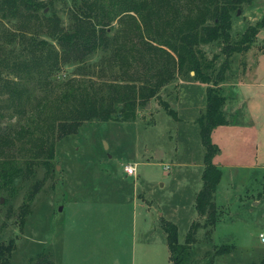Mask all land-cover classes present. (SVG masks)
<instances>
[{"label": "rangeland", "instance_id": "obj_1", "mask_svg": "<svg viewBox=\"0 0 264 264\" xmlns=\"http://www.w3.org/2000/svg\"><path fill=\"white\" fill-rule=\"evenodd\" d=\"M53 1L66 25L65 5ZM43 11L49 13L50 7ZM263 12L264 0L240 10L233 19V38ZM3 22L13 29L11 22ZM203 49L208 58L218 55L208 70L213 80L224 56L215 44ZM72 70L62 67L55 80L70 77ZM206 86L193 71L176 74L156 97L137 107L134 120L85 121L78 132L57 140L55 171L44 177L22 225L19 206L33 179L44 176L45 166L37 163L33 174L16 176L6 186L0 178V240H15L11 264H33L30 257L40 251L50 253L54 264H172L160 219L176 224L179 243L198 219L196 162L203 145L197 116L205 108ZM220 88L227 121L215 126L211 139L218 146L213 160L221 163L216 202L222 211L210 234L202 227L196 231L189 264H244L264 255L259 237L264 201L251 204L264 200V29L248 50L230 58ZM5 97L0 93V124L15 127L18 116L6 109ZM128 162L135 165L134 174L125 172ZM221 244H230L231 250L215 254Z\"/></svg>", "mask_w": 264, "mask_h": 264}, {"label": "trees", "instance_id": "obj_2", "mask_svg": "<svg viewBox=\"0 0 264 264\" xmlns=\"http://www.w3.org/2000/svg\"><path fill=\"white\" fill-rule=\"evenodd\" d=\"M58 1L66 7V25L53 0H0V93L6 95V109L18 116L15 127L0 124L2 185L33 174L37 163L45 166L44 176L33 179L24 194L19 224L44 177L55 171L57 140L78 132L85 121L134 120L137 107L156 97L176 74L193 71L194 79L207 84L205 108L197 116L204 149L201 187L194 197L198 219L184 243L178 242L176 224L160 219L170 261L189 264L196 231L202 227L210 234L222 211L215 201L222 170L213 160L218 146L211 139L212 129L227 121L220 83L230 58L248 50L264 29V12L233 38L234 16L253 0ZM212 44L224 56L213 80L208 70L218 55L208 58L203 49ZM67 66L73 67L72 75L56 81L54 75ZM164 108L175 114L168 103ZM3 114L0 109V119ZM15 248L13 238L0 240V264H11ZM230 250V244H221L214 253ZM30 261L54 264L45 251ZM244 264H264V255Z\"/></svg>", "mask_w": 264, "mask_h": 264}, {"label": "crops", "instance_id": "obj_3", "mask_svg": "<svg viewBox=\"0 0 264 264\" xmlns=\"http://www.w3.org/2000/svg\"><path fill=\"white\" fill-rule=\"evenodd\" d=\"M215 128V127H214ZM214 128L212 129V131L214 130ZM211 136H212V132H211ZM213 138V137H212ZM203 151H204V149H203ZM203 157V156H202ZM214 162H216V161H214ZM218 165H220L221 163H219V162H216ZM196 165H198L199 167H200V173L199 174H201V169H202V159L199 161V162H196ZM200 180H201V177H200ZM257 180V179H256ZM199 190V189H198ZM218 192V187H217V190H216V193H215V201H216V197H217V193ZM262 201H264V200H262V199H260V198H258L257 200H253L252 202H251V204L252 205H254V206H256V205H258V204H260ZM216 204H217V202H216ZM218 205V204H217ZM196 218H198V215H197V217ZM195 218V219H196Z\"/></svg>", "mask_w": 264, "mask_h": 264}, {"label": "built area", "instance_id": "obj_4", "mask_svg": "<svg viewBox=\"0 0 264 264\" xmlns=\"http://www.w3.org/2000/svg\"><path fill=\"white\" fill-rule=\"evenodd\" d=\"M123 166H124V170L127 174H134L135 173L136 167L133 163L128 162V163H125ZM259 237H260L261 241H264V234L263 233H260Z\"/></svg>", "mask_w": 264, "mask_h": 264}, {"label": "water", "instance_id": "obj_5", "mask_svg": "<svg viewBox=\"0 0 264 264\" xmlns=\"http://www.w3.org/2000/svg\"><path fill=\"white\" fill-rule=\"evenodd\" d=\"M238 13H239V11H238ZM103 143H104V146H105L106 145V142L104 141Z\"/></svg>", "mask_w": 264, "mask_h": 264}]
</instances>
